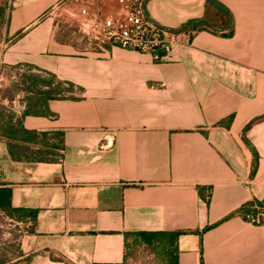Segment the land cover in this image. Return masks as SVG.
I'll return each mask as SVG.
<instances>
[{
    "label": "crops",
    "instance_id": "obj_1",
    "mask_svg": "<svg viewBox=\"0 0 264 264\" xmlns=\"http://www.w3.org/2000/svg\"><path fill=\"white\" fill-rule=\"evenodd\" d=\"M214 1L149 2L161 26L216 31L163 63L85 53L78 3H0V69L69 90L0 119V188L35 221L0 264H124L144 232L181 233L178 264H264V225L240 215L264 204V0Z\"/></svg>",
    "mask_w": 264,
    "mask_h": 264
},
{
    "label": "built area",
    "instance_id": "obj_2",
    "mask_svg": "<svg viewBox=\"0 0 264 264\" xmlns=\"http://www.w3.org/2000/svg\"><path fill=\"white\" fill-rule=\"evenodd\" d=\"M67 1L80 4L81 15L87 18L79 23L80 42L85 53L122 48L148 55L156 63H163L171 58L175 46H190L200 30L188 26L171 29L159 25L148 14L151 0ZM204 29L216 32L210 27ZM29 95L33 93L30 92ZM17 100L19 106L14 114L22 116L27 109V102L21 103L24 100L21 98ZM240 215L251 224L264 225V204L246 207ZM5 226L9 227L7 233L2 231ZM34 230L35 221L32 218H19L7 211H0V235L11 236L16 233L19 240L32 234Z\"/></svg>",
    "mask_w": 264,
    "mask_h": 264
},
{
    "label": "rangeland",
    "instance_id": "obj_3",
    "mask_svg": "<svg viewBox=\"0 0 264 264\" xmlns=\"http://www.w3.org/2000/svg\"><path fill=\"white\" fill-rule=\"evenodd\" d=\"M10 0H0L2 4H9ZM32 73L27 70L18 71L16 73L4 71L0 69V119L9 118L14 115L15 110L19 106L16 103L18 96L27 97L31 90H29V84L31 83ZM47 77V76H46ZM8 226V225H7ZM2 228L4 233L8 232L9 227ZM17 232V231H15ZM18 233V232H17ZM18 234H12L11 236L0 235V244H5L6 249L9 251L10 259H15L18 249ZM124 264H170V258L166 254L162 246L156 250L151 249L145 245L135 243L129 248L128 258Z\"/></svg>",
    "mask_w": 264,
    "mask_h": 264
},
{
    "label": "trees",
    "instance_id": "obj_4",
    "mask_svg": "<svg viewBox=\"0 0 264 264\" xmlns=\"http://www.w3.org/2000/svg\"><path fill=\"white\" fill-rule=\"evenodd\" d=\"M209 5H215L214 0H207ZM188 27L199 29L203 26H208L205 20L200 21H192L187 24ZM31 83L29 84V90L33 94H44L48 99H58L64 98L65 94L69 92V90L65 89L62 83H57L55 87L53 86V80H49L44 78L43 76L36 75L31 77ZM50 87L49 91H43L40 89V86ZM29 106L27 105V109L23 115L28 114ZM12 198V190L9 188H0V211H7L11 215H15L19 218H27L28 216L19 213L18 210L12 208L11 205ZM34 220V219H33ZM182 234L181 233H164V232H144L139 233L138 240L136 243L143 244L151 249H157L162 246L166 252V254L170 258V264H178V247L177 242Z\"/></svg>",
    "mask_w": 264,
    "mask_h": 264
}]
</instances>
